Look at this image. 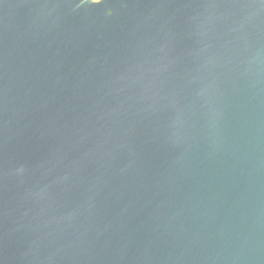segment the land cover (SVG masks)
Instances as JSON below:
<instances>
[{"label": "water", "instance_id": "95a60500", "mask_svg": "<svg viewBox=\"0 0 264 264\" xmlns=\"http://www.w3.org/2000/svg\"><path fill=\"white\" fill-rule=\"evenodd\" d=\"M0 264H264V0H0Z\"/></svg>", "mask_w": 264, "mask_h": 264}]
</instances>
